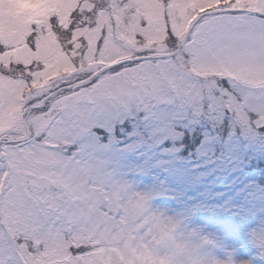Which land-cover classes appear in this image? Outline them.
I'll use <instances>...</instances> for the list:
<instances>
[{
	"label": "snow or ice",
	"instance_id": "1",
	"mask_svg": "<svg viewBox=\"0 0 264 264\" xmlns=\"http://www.w3.org/2000/svg\"><path fill=\"white\" fill-rule=\"evenodd\" d=\"M0 264H264V0H0Z\"/></svg>",
	"mask_w": 264,
	"mask_h": 264
},
{
	"label": "rangeland",
	"instance_id": "2",
	"mask_svg": "<svg viewBox=\"0 0 264 264\" xmlns=\"http://www.w3.org/2000/svg\"><path fill=\"white\" fill-rule=\"evenodd\" d=\"M17 7H22V5H17ZM222 225L223 231L220 235L223 238L224 249L234 252L233 258L237 262L251 259L255 254V249L250 245L246 231L252 226V222L242 223L237 219L224 217ZM217 254L221 259L224 258L223 253Z\"/></svg>",
	"mask_w": 264,
	"mask_h": 264
}]
</instances>
